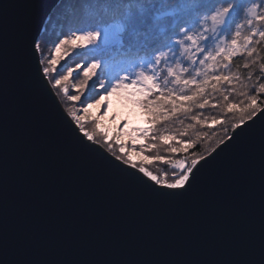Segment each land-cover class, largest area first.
<instances>
[{"label": "snow or ice", "instance_id": "1", "mask_svg": "<svg viewBox=\"0 0 264 264\" xmlns=\"http://www.w3.org/2000/svg\"><path fill=\"white\" fill-rule=\"evenodd\" d=\"M110 6V16L69 17L67 30L48 47L40 35L43 27L29 33L22 23L10 25V6L0 5L2 87L7 94L10 74L34 61L31 87L51 99L50 111L59 115L75 149L118 190L175 212L201 191L209 166L240 145L257 122L264 125V0H252L242 22L236 21L237 0H180L167 29L160 27L156 0H110ZM70 54L83 63L65 71ZM75 77L80 79L70 85ZM89 87L95 89L91 96ZM117 96L139 105L148 119V126L135 127L137 135L128 140L122 138L127 118L111 134L103 124ZM94 106L96 115L90 112ZM4 172L0 264H264V137L258 219L246 211L242 227L221 234L223 258L131 259L92 226L96 240L120 258L40 259L41 248L55 246L56 233H46L48 223L27 215L23 228L10 230L15 206L7 198V160ZM74 239L67 235L65 246ZM207 254L214 256L216 249L210 246Z\"/></svg>", "mask_w": 264, "mask_h": 264}, {"label": "water", "instance_id": "2", "mask_svg": "<svg viewBox=\"0 0 264 264\" xmlns=\"http://www.w3.org/2000/svg\"><path fill=\"white\" fill-rule=\"evenodd\" d=\"M59 1L0 0V5L10 6V25L22 23L27 32L37 33ZM33 68L34 61L28 60L25 71L10 74L5 94L0 65V235L5 223L6 160L7 198L15 206L10 230L23 228L27 215L48 223L46 233H56L55 246L41 248L40 259L120 258L107 243L96 240L92 226L106 242L120 244L131 259L223 258L221 234L242 227L246 211L255 212L258 219L264 137L260 122L240 145L227 149L202 173L201 191L168 212L118 190L75 149L59 115L50 111L51 99L32 89ZM58 226L62 232H56ZM69 234L76 239L65 246ZM210 246L216 249L214 256L207 254Z\"/></svg>", "mask_w": 264, "mask_h": 264}, {"label": "trees", "instance_id": "3", "mask_svg": "<svg viewBox=\"0 0 264 264\" xmlns=\"http://www.w3.org/2000/svg\"><path fill=\"white\" fill-rule=\"evenodd\" d=\"M239 7L236 12V21L242 22L245 16L244 9L249 6L252 0H237ZM156 7L159 9V15L161 16L160 27L169 28L172 22V17L175 14L176 10L180 7V0H156ZM87 12H99L105 16H110L112 13V8L110 6V0H62L60 3L52 10L49 14L48 20L45 22L43 29L44 31L40 34L42 40H46L47 44L52 47V42L57 41V38L60 34L67 30L68 24L67 19L73 15H83ZM51 24H54L51 27ZM54 28V29H53ZM235 25L231 26L230 30H234ZM67 60L66 67H74L75 63H83L82 58L76 54H70L69 57L65 58ZM187 66V65H185ZM66 71V70H65ZM80 79V77H75L74 84ZM90 88L87 90V95L91 96L95 93L91 91ZM72 91V92H71ZM70 93L74 94V91L71 90ZM140 113L144 117L145 126H148V119L144 115L143 110L137 105ZM92 115H96V107L94 106L90 109ZM207 114V113H206ZM142 143L143 141H137ZM201 148H197L196 151H201ZM170 170V166L161 171Z\"/></svg>", "mask_w": 264, "mask_h": 264}, {"label": "rangeland", "instance_id": "4", "mask_svg": "<svg viewBox=\"0 0 264 264\" xmlns=\"http://www.w3.org/2000/svg\"><path fill=\"white\" fill-rule=\"evenodd\" d=\"M53 25L54 24H51V27H53ZM49 39V37L46 40L44 39V42H46L47 44V41ZM47 46L50 47L48 44ZM69 83L70 85L74 84V79L70 78ZM71 90L72 89L70 88V91ZM94 90L95 89H91V91ZM53 91L55 92L56 90L53 89ZM124 118H127L129 121L126 128L122 130V138L124 140H128L130 136L137 135L135 132L132 131L135 127L145 126L144 117L140 113V110L136 104H134L130 99L126 97L124 99L119 96L112 98V104L108 110V113L103 117L104 126L110 131V134L114 133L116 131V125Z\"/></svg>", "mask_w": 264, "mask_h": 264}, {"label": "bare ground", "instance_id": "5", "mask_svg": "<svg viewBox=\"0 0 264 264\" xmlns=\"http://www.w3.org/2000/svg\"><path fill=\"white\" fill-rule=\"evenodd\" d=\"M60 1H62V0H60ZM60 1L57 3V5L60 3ZM57 5H56V6H57ZM56 6H55V7H56ZM55 7H54V8H55ZM54 8H53V9H54Z\"/></svg>", "mask_w": 264, "mask_h": 264}]
</instances>
